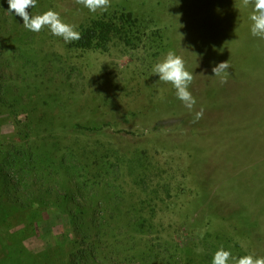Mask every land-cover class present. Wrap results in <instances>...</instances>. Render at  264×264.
<instances>
[{"label": "rangeland", "instance_id": "rangeland-1", "mask_svg": "<svg viewBox=\"0 0 264 264\" xmlns=\"http://www.w3.org/2000/svg\"><path fill=\"white\" fill-rule=\"evenodd\" d=\"M8 9L0 0V264H211L221 247L264 257V39L251 5L29 9L77 31L131 13L141 32L105 52L29 31ZM170 50L194 76L191 112L153 73ZM225 61L221 84L212 68Z\"/></svg>", "mask_w": 264, "mask_h": 264}, {"label": "clouds", "instance_id": "clouds-1", "mask_svg": "<svg viewBox=\"0 0 264 264\" xmlns=\"http://www.w3.org/2000/svg\"><path fill=\"white\" fill-rule=\"evenodd\" d=\"M244 7L251 5L250 31L253 37L264 39V0H241ZM76 4L87 8L89 12L95 14L98 11H107L111 6V0H75ZM9 13H15L23 20V27L34 33L41 32L45 27L52 35L60 37L65 43H72L81 38V34L76 30V26L64 22L60 14L54 10H48L43 14L32 15L29 9L36 7L37 0H8ZM230 62L225 61L212 68L215 78H219L221 84L227 83ZM153 73L159 76V82L171 84L175 90L176 97L182 102L185 108L193 111L197 100L189 90L194 81V76L186 70L183 58L174 51H168L166 56L153 67ZM204 109L200 108L195 112L193 122H198L203 117ZM199 251V250H197ZM264 264V257L246 255L235 258L230 251L223 247L218 249L211 260V264Z\"/></svg>", "mask_w": 264, "mask_h": 264}, {"label": "trees", "instance_id": "trees-1", "mask_svg": "<svg viewBox=\"0 0 264 264\" xmlns=\"http://www.w3.org/2000/svg\"><path fill=\"white\" fill-rule=\"evenodd\" d=\"M142 27L143 25L138 23L131 13L118 11L114 15L103 14L91 22L81 25L78 29L81 38L74 41L73 44L78 50L105 52L115 36H120L129 44L141 32ZM77 127L89 133L98 131L92 127H82L81 125H77ZM87 166L93 167L92 164H87Z\"/></svg>", "mask_w": 264, "mask_h": 264}]
</instances>
